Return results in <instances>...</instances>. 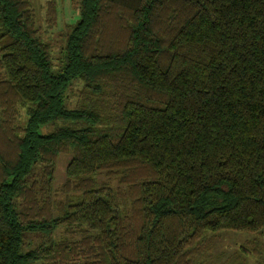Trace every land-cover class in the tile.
<instances>
[{"label": "trees", "instance_id": "16d2710c", "mask_svg": "<svg viewBox=\"0 0 264 264\" xmlns=\"http://www.w3.org/2000/svg\"><path fill=\"white\" fill-rule=\"evenodd\" d=\"M75 3L56 65L30 0H0V264H201L208 234H264V0Z\"/></svg>", "mask_w": 264, "mask_h": 264}, {"label": "rangeland", "instance_id": "374dc122", "mask_svg": "<svg viewBox=\"0 0 264 264\" xmlns=\"http://www.w3.org/2000/svg\"><path fill=\"white\" fill-rule=\"evenodd\" d=\"M30 4L35 15L38 35L50 45L51 55L57 65L65 47L67 34L79 18L75 0H30ZM19 112L16 122L18 125L23 126L25 124V113L22 108L19 109ZM47 127L49 126H42L40 132L45 133ZM70 157L71 153H62L56 160L53 185L58 191V198H62L59 188L64 182L65 167ZM98 180L104 181L107 178L101 175ZM108 182L114 187L118 185L114 178L109 179ZM61 231L63 229H60V235ZM55 233L59 237L58 230ZM70 236L75 239L79 238L80 234L74 233ZM32 238L35 240V236ZM252 241L256 243L261 256L264 257V234L257 235L256 233L235 230H222L214 234H208L206 238L208 250L201 264H241V261H244L242 264H256L255 256L253 254H242L240 248L242 244H248Z\"/></svg>", "mask_w": 264, "mask_h": 264}]
</instances>
